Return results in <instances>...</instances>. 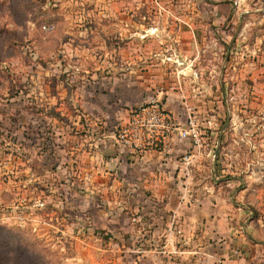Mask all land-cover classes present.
<instances>
[{"label": "rangeland", "instance_id": "374dc122", "mask_svg": "<svg viewBox=\"0 0 264 264\" xmlns=\"http://www.w3.org/2000/svg\"><path fill=\"white\" fill-rule=\"evenodd\" d=\"M177 1L0 0V264H135L128 252L117 260L105 223L114 199L92 187L87 194L81 177L87 158L93 169L113 174L100 154V131L113 130L116 142L132 109L157 90L162 102L174 94L185 109L201 111L202 122L215 115L212 131L221 137L207 138L215 137L228 176L251 199L264 190V23L249 21L240 40L259 50L242 56L254 65L249 78L238 87L228 80L229 92L249 97L221 102L211 98L219 70L244 61L216 38L200 39L194 55L171 51L168 33L158 49L151 41L146 53L138 48L176 29ZM198 3V29L216 28L204 0ZM149 62L166 66L175 80L135 82V68L148 72Z\"/></svg>", "mask_w": 264, "mask_h": 264}, {"label": "crops", "instance_id": "0c3cea01", "mask_svg": "<svg viewBox=\"0 0 264 264\" xmlns=\"http://www.w3.org/2000/svg\"><path fill=\"white\" fill-rule=\"evenodd\" d=\"M198 2L178 0L176 29L160 31L159 38L162 40L156 42L152 38L146 39L141 41L138 48L146 53L151 48V41V45H155L152 49L156 50L160 44L163 46L166 43L164 39L168 33L172 34L170 37L175 42V45H170L171 51L181 56L194 55L200 39L216 38L230 56L244 62L240 66L227 62L225 69L219 70L216 81L212 83L211 98L221 102L238 97L245 99L248 95L238 96L228 91V80L235 79L234 83L237 82L238 87L244 78H249L254 65L243 60L242 56L259 50L257 45L248 47L242 45L243 41L240 40L246 35L245 28L249 21L264 23V0H204L210 14L209 23L216 26L207 31H201L196 26L200 15ZM234 26L235 30L231 32ZM147 34L141 33V36ZM132 48L136 50L137 46ZM162 51H167V48L162 47ZM136 62L133 67H136ZM144 66L148 72L138 73L135 68V82L137 79L139 83L150 80L153 85H161L174 79V75L167 73L166 66L163 68L159 64L156 68L150 62ZM193 74L198 76V80L202 78L199 71L197 75ZM209 74L212 75L211 72ZM180 102L176 95L168 93L163 104L178 122L183 123L187 112ZM224 115L226 117L227 111ZM208 117L214 119L215 115ZM117 121L120 122V119ZM104 132L100 131V145L103 144L100 154L104 157V166L113 167L110 169L113 174L104 173L105 167L101 165L93 169L87 158L81 179L87 194L92 187L91 193L96 191L99 196L114 199L113 209L110 207V212L106 211L111 217L105 223L114 231L117 260L128 252L131 263L135 264H264V190L257 191L256 200L251 199L253 196H248L247 188L236 185L235 175L228 176L232 173L222 164L220 155L216 160L207 159L205 154L208 151H204L205 154L198 155L193 165L190 179L193 198L183 199V179L178 171V163L164 161L157 152L136 154L113 141V130L107 135ZM221 133L219 130L210 132L219 137ZM214 139L209 140L210 144L215 142ZM173 148L178 156L190 148V142L177 141L173 143ZM213 174L222 176L220 183L212 184ZM94 226L104 228L101 225ZM75 258L79 259L77 256ZM84 259L79 260L88 262Z\"/></svg>", "mask_w": 264, "mask_h": 264}, {"label": "built area", "instance_id": "2783aa9c", "mask_svg": "<svg viewBox=\"0 0 264 264\" xmlns=\"http://www.w3.org/2000/svg\"><path fill=\"white\" fill-rule=\"evenodd\" d=\"M162 90L148 97L143 105L132 109L127 122L116 132V142L139 155L157 152L166 162L178 163V171L182 174L181 195L192 200L191 182L193 165L198 155L207 159H217L220 155L217 141L209 142L207 134L212 132V118L202 122L194 109L186 108V119L178 122L166 109L160 99ZM221 131V130H220ZM188 140L190 148L178 156L173 143ZM220 174L211 176L212 184L221 182Z\"/></svg>", "mask_w": 264, "mask_h": 264}]
</instances>
